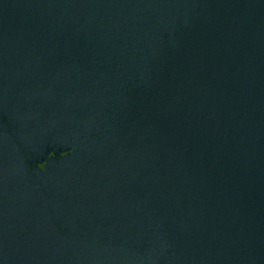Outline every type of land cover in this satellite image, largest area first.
Wrapping results in <instances>:
<instances>
[{"label": "water", "instance_id": "95a60500", "mask_svg": "<svg viewBox=\"0 0 264 264\" xmlns=\"http://www.w3.org/2000/svg\"><path fill=\"white\" fill-rule=\"evenodd\" d=\"M0 264H264V0H0Z\"/></svg>", "mask_w": 264, "mask_h": 264}]
</instances>
